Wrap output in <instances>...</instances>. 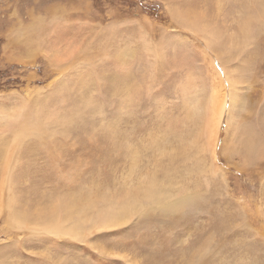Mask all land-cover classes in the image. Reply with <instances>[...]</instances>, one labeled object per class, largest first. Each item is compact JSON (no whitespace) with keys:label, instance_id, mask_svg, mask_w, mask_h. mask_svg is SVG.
I'll list each match as a JSON object with an SVG mask.
<instances>
[{"label":"rangeland","instance_id":"rangeland-1","mask_svg":"<svg viewBox=\"0 0 264 264\" xmlns=\"http://www.w3.org/2000/svg\"><path fill=\"white\" fill-rule=\"evenodd\" d=\"M0 264H264V0H0Z\"/></svg>","mask_w":264,"mask_h":264},{"label":"bare ground","instance_id":"bare-ground-1","mask_svg":"<svg viewBox=\"0 0 264 264\" xmlns=\"http://www.w3.org/2000/svg\"><path fill=\"white\" fill-rule=\"evenodd\" d=\"M244 21V20H243ZM241 27V26H240ZM248 32H249V26H248V22L246 21V22H244L243 24H242V28H241V30H240V33H242V39L240 40V41H237V43H235L236 44V47L239 45V46H244L245 45V43H246V40H247V38H248ZM238 39V38H237ZM207 41V40H206ZM232 49H234L235 50V48H233V47H229V49H228V54L230 55L231 54V51H232ZM224 52V51H223ZM232 59V58H231ZM220 66V65H219ZM227 71V70H226ZM225 74H226V76H225ZM227 74H229V73H226L225 72V70H223V74H222V76L224 75V77H226V79L228 80V83L230 82V79H231V75H228L227 76ZM217 75L219 76L220 75V73L218 74L217 73ZM225 79V80H226ZM236 79V78H235ZM238 81V80H237ZM222 82V81H221ZM227 82V81H226ZM239 83V82H238ZM226 84V83H225ZM227 86V85H226ZM231 84L229 85V88H230V90H231ZM233 88V87H232ZM235 88V87H234ZM233 88V89H234ZM228 89V88H227ZM238 89V88H237ZM218 90V89H217ZM221 92V91H220ZM219 92V93H220ZM224 92H225V94L226 95H228V97H230V92L229 91H227L226 90V88L224 89ZM236 93V92H235ZM239 93V92H238ZM225 94L223 95V96H225ZM234 94V93H233ZM232 95V94H231ZM235 95V94H234ZM239 95H240V93H239ZM239 95H236L237 97H239ZM232 97V96H231ZM224 98H226V97H224ZM242 98V97H241ZM240 99V97L238 98V100ZM225 100V99H224ZM231 101H232V99H231ZM240 101H241V99H240ZM224 102H226V101H224ZM209 105H213L212 106V108H211V110H210V113H208L209 115H212V121L210 122V124L211 123H213V125L214 126H212L211 125V128L216 132L217 130H218V127H219V124H220V120H221V117H222V115H223V112H224V105L223 104H220L219 106H217V105H214V103L212 102V103H210ZM232 111H233V108L231 107V105L229 106V108L227 109V123L228 124H226V129H228L227 127L228 126H230V125H233L232 124ZM205 112V111H204ZM203 112V113H204ZM201 114V113H200ZM204 114H206V113H204ZM204 114H202V115H204ZM206 116H208V115H206ZM206 116H205V120H206ZM208 118V117H207ZM210 119V118H209ZM211 120V119H210ZM235 122V121H234ZM7 123H9V122H7ZM207 123V122H206ZM235 123H237V122H235ZM202 124V123H201ZM228 125V126H227ZM200 126V125H199ZM238 126V125H237ZM201 127V126H200ZM236 127V125L234 126V128ZM208 128H210V126H208ZM232 128V127H231ZM230 128V129H231ZM234 128H233V130H234ZM238 128V127H237ZM243 129V128H242ZM203 130V129H202ZM235 130H236V128H235ZM234 130V131H235ZM208 132L209 131H207V133L205 134L207 137H208V139L210 138V135H208ZM211 132V131H210ZM214 132V133H215ZM243 132V131H242ZM203 133H205V132H203ZM236 133H238V131L236 132ZM241 133V132H240ZM240 133L237 135V136H239L240 135ZM213 134V133H212ZM211 134V135H212ZM244 134V133H243ZM246 134V133H245ZM244 134V135H245ZM214 135V134H213ZM247 135V134H246ZM235 136H236V134H235ZM212 138H213V136H211ZM216 137V135H214V138ZM242 137H244V136H242ZM234 138V137H233ZM248 138V137H247ZM246 138V139H247ZM244 139H245V137H244ZM204 140V139H203ZM210 140V139H209ZM209 140H206V141H209ZM212 141H213V139H211ZM238 139H236L235 140V142L237 141ZM206 141H205V143H206ZM245 141H247V140H245ZM239 142V141H238ZM249 142V141H248ZM208 143V142H207ZM206 146L208 145V144H205ZM203 146H204V143H203ZM214 146V145H213ZM212 146V147H213ZM211 147V146H210ZM248 149V148H247ZM208 149H205V151H207ZM211 150H212V148L210 149V153H211ZM249 151V150H248ZM248 151L246 152L247 153V155L250 153H248ZM212 152H213V150H212ZM205 154V153H204ZM213 154V153H212ZM250 156V155H249ZM200 162H201V160H200ZM204 161H202V163H203ZM212 165V164H211ZM210 165V166H211ZM204 166V165H203ZM206 167V166H205ZM213 167H214V164H213ZM208 169V168H207ZM206 170V169H205ZM212 170V169H211ZM213 170H214V168H213ZM218 170V169H217ZM216 170V171H217ZM207 171V170H206ZM214 172H215V170H214ZM213 172V173H214ZM204 173V172H203ZM206 173V172H205ZM222 173V172H221ZM164 174H166V173H164ZM167 176V175H166ZM5 177H6V179L7 178H9V173H6L5 174ZM7 181H9V179L7 180ZM7 181H5V183H3L2 184V182H1V184H2V188H5L4 187V185L7 183ZM153 181L152 182H150V187L152 188V186H153ZM9 184V183H8ZM10 185V184H9ZM159 187H160V185H159ZM154 189V188H153ZM158 189V188H157ZM2 191V190H1ZM155 191H157V190H155ZM155 193V192H154ZM133 194V193H132ZM151 194V193H150ZM132 196V195H131ZM153 196V195H152ZM155 196V195H154ZM130 199V198H129ZM133 199V198H132ZM121 200V199H120ZM135 200H136V198H135ZM130 201V200H129ZM123 202H121V203H115L114 205H112V209L110 210L111 212H113V214L112 215H109V213L108 212H106L105 214H102L99 218H105L106 220H105V222H103V223H101L100 224V221L98 222V220H97V223L102 227V225H105L106 223V226L107 225H109V224H111V223H113L115 220H119V221H123V220H125V218H126V215H127V213H129V211L131 212L132 211V209L135 207V206H130V207H128V209H129V211H128V209H126V205L125 204H122ZM176 203V202H175ZM184 203V201L182 200L179 204H183ZM4 205L5 204H7V201L5 200V202L3 203ZM13 204V203H12ZM12 204H9V206H8V204L6 205V207L8 208V209H10V210H8L9 212H10V214H11V211L13 210V209H11V208H14L13 206H12ZM138 206V205H137ZM179 206V205H178ZM184 206V205H183ZM170 207H172V208H178V207H176V204H174V205H170ZM99 216V215H98ZM97 216V217H98ZM87 217V216H86ZM82 218V217H81ZM121 218V219H120ZM100 219V220H101ZM12 220H13V222L15 223V224H17V225H21V224H24V220L22 219V216L21 215H19V213L17 212V211H15L14 212V214H12ZM77 220V219H76ZM63 221V222H62ZM87 221H89V220H87ZM74 219H72V220H70V221H68V222H65L64 220H62V219H60V216H56V220H55V226L56 227H54L53 228V230H48V232L49 233H56V230H58V231H60V232H62V233H64V234H66V235H70V236H77L78 235V232L76 233L75 231L73 232V230L72 229H75L76 230V228L73 226L74 225ZM93 221L91 220V223H92ZM95 223H96V221H94ZM92 224H94V223H92ZM99 226V227H100ZM20 228V227H19ZM41 229H45V227L44 226H42V227H40ZM78 229H79V227H78Z\"/></svg>","mask_w":264,"mask_h":264},{"label":"trees","instance_id":"trees-1","mask_svg":"<svg viewBox=\"0 0 264 264\" xmlns=\"http://www.w3.org/2000/svg\"><path fill=\"white\" fill-rule=\"evenodd\" d=\"M153 8H150L149 10L151 11Z\"/></svg>","mask_w":264,"mask_h":264}]
</instances>
